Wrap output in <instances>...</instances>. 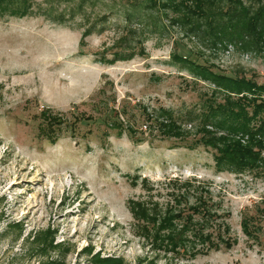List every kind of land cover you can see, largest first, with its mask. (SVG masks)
Listing matches in <instances>:
<instances>
[{
	"label": "rangeland",
	"instance_id": "374dc122",
	"mask_svg": "<svg viewBox=\"0 0 264 264\" xmlns=\"http://www.w3.org/2000/svg\"><path fill=\"white\" fill-rule=\"evenodd\" d=\"M175 1L0 0V264H264V47Z\"/></svg>",
	"mask_w": 264,
	"mask_h": 264
},
{
	"label": "trees",
	"instance_id": "16d2710c",
	"mask_svg": "<svg viewBox=\"0 0 264 264\" xmlns=\"http://www.w3.org/2000/svg\"><path fill=\"white\" fill-rule=\"evenodd\" d=\"M21 1H25L23 2V5L25 4V7H16L15 12H17V14L19 15L24 14L29 7L26 2L27 0ZM173 4V10L175 12H178L180 15L179 17L184 20H189L187 17L191 19H195L201 16H203L205 19L212 18L209 14L211 13L210 5L213 4V0H180L179 2L175 1ZM205 6L207 7L206 13L204 12L205 10H203V7ZM199 12L201 15L197 14L198 16L194 17V14ZM215 13L216 12L214 11V17L216 16ZM218 15L219 14H217V16ZM219 19L220 20L217 24V26H219V30L216 31V33L220 35V39H224V41L226 42L233 41L242 43L243 45H254L258 50L264 47V0H257V3L255 5L246 4L244 0H232L231 5L228 6L227 11L221 13V18ZM80 47H82L81 44ZM206 78L217 87L226 90H232L235 92H247L248 94L253 96V99H247L243 94V96H241V99L248 103L246 104V106L250 107L248 109L252 111L254 115L258 112L257 109L264 107V100L260 98V95H262V91L264 89V82L256 85L255 83L246 81L245 78L211 70H206ZM257 86L262 87L260 91L258 90ZM218 109H222L221 111L226 113L224 106L219 107ZM242 112L244 113L243 115L248 114V117H244L246 122L240 124L241 128H239V130L242 133H247L251 137V140L246 142L245 145H241L248 147L249 144L253 145V141L256 135H260V138L261 136H264V126H261L259 130H255V128H253L254 126H251L253 120L252 115L250 114L249 116V112H245V110ZM171 126L173 125H170V127ZM221 152L233 154L232 160L229 156H227V159L231 160L232 162H236L235 164H241V162L249 163V158L253 157V154H256V151L252 149L248 152L247 148L242 149L239 142H234L225 150H221ZM236 159H238V161ZM93 260L96 264H113L112 262L114 261V259L110 258H99L98 255L95 256Z\"/></svg>",
	"mask_w": 264,
	"mask_h": 264
}]
</instances>
